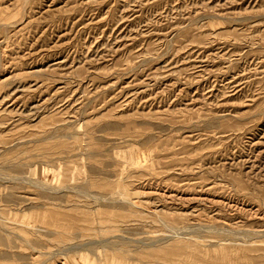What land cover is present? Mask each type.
Instances as JSON below:
<instances>
[{
	"label": "rangeland",
	"instance_id": "374dc122",
	"mask_svg": "<svg viewBox=\"0 0 264 264\" xmlns=\"http://www.w3.org/2000/svg\"><path fill=\"white\" fill-rule=\"evenodd\" d=\"M0 264H264V0H0Z\"/></svg>",
	"mask_w": 264,
	"mask_h": 264
}]
</instances>
